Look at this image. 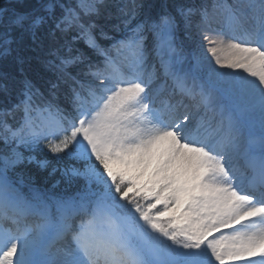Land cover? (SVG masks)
Wrapping results in <instances>:
<instances>
[{
	"label": "snow or ice",
	"instance_id": "snow-or-ice-1",
	"mask_svg": "<svg viewBox=\"0 0 264 264\" xmlns=\"http://www.w3.org/2000/svg\"><path fill=\"white\" fill-rule=\"evenodd\" d=\"M151 8L0 0V264H264V0Z\"/></svg>",
	"mask_w": 264,
	"mask_h": 264
},
{
	"label": "trees",
	"instance_id": "trees-1",
	"mask_svg": "<svg viewBox=\"0 0 264 264\" xmlns=\"http://www.w3.org/2000/svg\"><path fill=\"white\" fill-rule=\"evenodd\" d=\"M109 2H112V0H109ZM143 2L146 5H151V11L155 13L156 11L159 10V5L164 3L165 0H143ZM168 3H172L173 0H167ZM197 2H200V0H197ZM228 3H237L240 2V0H227ZM117 36L119 34H116ZM101 43H106L104 41H101ZM83 47V45H81ZM43 70L39 67H34L33 69H29L27 74L31 77L34 78L36 77L38 72H42ZM0 73H6L10 74L13 76H17L19 74V69L18 67L13 64L11 58H0ZM3 99V93H0V100ZM3 144L0 143V154L2 153L3 150ZM36 154V159H42L43 158V153L40 152L39 149L34 151ZM51 171L50 168L48 169H41L38 167V165L35 162L28 163L25 161L23 164L17 165L13 171H8V175L18 184V181L20 179L21 175H24L25 177L31 176L32 177V182L33 186L36 188H41V189H51L56 192H63L67 191L69 193H72L77 190V188L82 185V181L75 183L71 186L67 185L60 176V173L57 172L52 176H49V172ZM60 181V183H56V181ZM56 185L55 188L53 189V185ZM19 185V184H18ZM25 194L28 193L27 187H24L21 189Z\"/></svg>",
	"mask_w": 264,
	"mask_h": 264
},
{
	"label": "rangeland",
	"instance_id": "rangeland-1",
	"mask_svg": "<svg viewBox=\"0 0 264 264\" xmlns=\"http://www.w3.org/2000/svg\"><path fill=\"white\" fill-rule=\"evenodd\" d=\"M214 27H219V26H218V25H214ZM185 68H187V64L185 65ZM253 131L255 132V134H256L257 136L259 135V125H258V124H257L256 127L253 129ZM19 150L22 151V152L24 153L25 156L32 155V156L36 157V154H35L34 151H31V152H30V151L24 149L23 147H21ZM1 154H3V153H1ZM13 169H14V168H11V169H9L8 171H13ZM10 179H12V178H10Z\"/></svg>",
	"mask_w": 264,
	"mask_h": 264
}]
</instances>
